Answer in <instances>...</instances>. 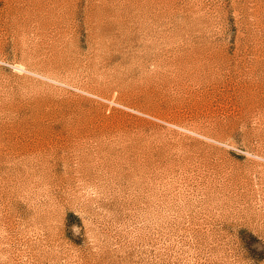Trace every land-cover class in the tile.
I'll return each mask as SVG.
<instances>
[{
	"label": "rangeland",
	"instance_id": "rangeland-1",
	"mask_svg": "<svg viewBox=\"0 0 264 264\" xmlns=\"http://www.w3.org/2000/svg\"><path fill=\"white\" fill-rule=\"evenodd\" d=\"M0 264H264V0H0Z\"/></svg>",
	"mask_w": 264,
	"mask_h": 264
},
{
	"label": "bare ground",
	"instance_id": "bare-ground-1",
	"mask_svg": "<svg viewBox=\"0 0 264 264\" xmlns=\"http://www.w3.org/2000/svg\"><path fill=\"white\" fill-rule=\"evenodd\" d=\"M21 68V67H20Z\"/></svg>",
	"mask_w": 264,
	"mask_h": 264
}]
</instances>
